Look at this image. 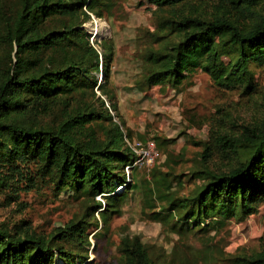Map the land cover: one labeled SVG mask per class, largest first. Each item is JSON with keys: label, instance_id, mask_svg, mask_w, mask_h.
<instances>
[{"label": "trees", "instance_id": "obj_1", "mask_svg": "<svg viewBox=\"0 0 264 264\" xmlns=\"http://www.w3.org/2000/svg\"><path fill=\"white\" fill-rule=\"evenodd\" d=\"M150 1L160 11L170 10L169 15L160 14L161 28L153 34L156 41H169L145 56L152 65L148 83L167 80L177 86L186 72L199 68L220 87L254 85L249 65L264 63V0H229L231 13L210 15L178 8L192 0ZM102 5L103 0H18V6L6 12L0 0V46L7 48V61L0 68V167L33 160L57 191L73 189L109 199L95 202L94 212L121 200L114 191L118 184L127 185L121 170L134 154L124 144L122 130L107 111L100 114L87 102L70 106L54 124H41L38 115L59 99L79 93L88 83L84 74L89 66L98 69L99 58L102 75L107 71L103 41L99 52L80 26L91 14L101 17ZM104 118L111 126L101 137L90 126ZM241 130L215 138L217 151L236 160L227 170L207 166V147L201 153L202 170L195 174L203 177L202 186L171 203V209L184 210L183 219L196 223L216 217L206 223L214 226L218 219L251 213L264 198V126L243 125ZM8 179L0 175V184ZM93 219L88 222L82 215L48 234L26 225H0V264H56L55 257L65 264H74V258L84 263L86 255L67 251L61 242L89 244L85 231L97 227ZM117 252L116 264H160L138 235L122 236ZM236 261L264 264V249L237 256Z\"/></svg>", "mask_w": 264, "mask_h": 264}, {"label": "rangeland", "instance_id": "obj_2", "mask_svg": "<svg viewBox=\"0 0 264 264\" xmlns=\"http://www.w3.org/2000/svg\"><path fill=\"white\" fill-rule=\"evenodd\" d=\"M1 2L6 12L18 6V0ZM103 2L102 16L91 14L80 26L99 52L103 41L107 71L103 69L102 75L99 58L98 69L88 67L84 74L88 83L79 93L48 105L38 118L41 124H54L70 106L91 103L100 114L111 115L123 132L125 145L153 141L157 154L150 163L132 161L125 166L121 173L127 185L118 184L114 191L121 200L99 212L92 211L94 203L109 201L101 194L57 191L50 179L38 173L33 160L11 162L0 167V175L9 177L8 183L0 184V225H26L48 234L70 219L85 215L93 222L94 217L97 227L85 231L89 244L61 242L67 251L86 255L84 263L74 258V264H116L124 235H138L160 264H237V256L264 249V198L251 213L218 219L214 226L206 223L216 217L195 223L183 219L184 210L171 209L175 199L189 197L202 186L203 177L195 172L202 170L200 155L206 147L209 168L223 171L236 163L235 158L217 151L218 134L238 135L243 125L264 126V63H250L254 73L250 88L217 86L199 68L186 72L177 86L167 80L151 85L146 75L152 65L145 56L169 41H156L153 34L161 28L160 14L169 15L170 9L160 11L150 0ZM231 6L229 0L222 5L219 0H192L178 8L210 15L231 13ZM6 50L0 46V68L7 61ZM110 126L104 118L90 127L104 137ZM55 262L65 264L59 257Z\"/></svg>", "mask_w": 264, "mask_h": 264}, {"label": "built area", "instance_id": "obj_3", "mask_svg": "<svg viewBox=\"0 0 264 264\" xmlns=\"http://www.w3.org/2000/svg\"><path fill=\"white\" fill-rule=\"evenodd\" d=\"M129 147L134 154L132 159L133 162L144 161L150 163L157 154L153 141H147L145 145L136 141L129 143Z\"/></svg>", "mask_w": 264, "mask_h": 264}, {"label": "bare ground", "instance_id": "obj_4", "mask_svg": "<svg viewBox=\"0 0 264 264\" xmlns=\"http://www.w3.org/2000/svg\"><path fill=\"white\" fill-rule=\"evenodd\" d=\"M90 28H92V27H90ZM100 29V28H99ZM96 30H97V28H96Z\"/></svg>", "mask_w": 264, "mask_h": 264}]
</instances>
